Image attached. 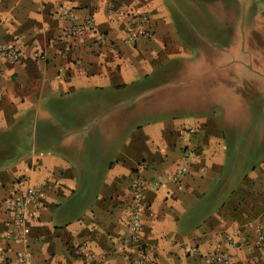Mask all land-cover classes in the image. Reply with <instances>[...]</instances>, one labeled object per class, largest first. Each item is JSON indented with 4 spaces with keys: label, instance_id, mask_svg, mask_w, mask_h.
I'll use <instances>...</instances> for the list:
<instances>
[{
    "label": "crops",
    "instance_id": "0c3cea01",
    "mask_svg": "<svg viewBox=\"0 0 264 264\" xmlns=\"http://www.w3.org/2000/svg\"><path fill=\"white\" fill-rule=\"evenodd\" d=\"M62 10L94 31L64 40ZM0 45V264H264V0H0Z\"/></svg>",
    "mask_w": 264,
    "mask_h": 264
},
{
    "label": "built area",
    "instance_id": "2783aa9c",
    "mask_svg": "<svg viewBox=\"0 0 264 264\" xmlns=\"http://www.w3.org/2000/svg\"><path fill=\"white\" fill-rule=\"evenodd\" d=\"M118 16L123 17V13H118ZM59 17L61 20L70 22L71 24L67 26L63 32V38L66 41H71L87 32L94 31V21L91 18L86 19L79 25L75 23L76 17L69 10H62ZM132 41H134V37L128 38V42ZM0 58L11 64H20L23 59L22 53L18 47H4L1 45ZM184 174V170L179 168L172 179L175 182H180ZM147 183L148 180L140 172L133 175L130 189L133 196L139 200V203L135 206L129 219V239L132 243H138L140 241L141 214L145 209V206L141 204V200L143 199V193L146 190L145 187ZM160 185V180L154 181L155 187H160ZM42 202L43 194L31 186L27 187L24 196L14 193L6 199L5 208L9 217L7 221V238L9 240L16 241L23 245L29 244V234L31 230L28 227L27 220L28 217H32V215L26 211V208L28 205H31L34 208L39 209L42 206ZM258 239L261 244H264V226L259 230ZM196 251V249L192 250V252ZM203 258L208 261V264H234L233 257L220 249H216L215 251L205 255ZM10 264H26V253L19 251L17 253L16 261ZM134 264H143V261L140 260Z\"/></svg>",
    "mask_w": 264,
    "mask_h": 264
}]
</instances>
